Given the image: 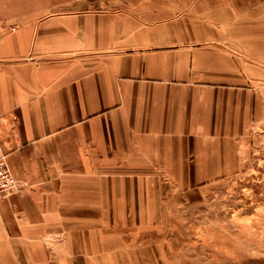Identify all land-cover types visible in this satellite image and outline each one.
<instances>
[{
	"label": "crops",
	"instance_id": "1",
	"mask_svg": "<svg viewBox=\"0 0 264 264\" xmlns=\"http://www.w3.org/2000/svg\"><path fill=\"white\" fill-rule=\"evenodd\" d=\"M203 1L175 20L75 0L0 23V144L19 183L0 197V264H178L153 240L169 186L230 170L217 148L264 90V19L246 15L264 0Z\"/></svg>",
	"mask_w": 264,
	"mask_h": 264
},
{
	"label": "rangeland",
	"instance_id": "2",
	"mask_svg": "<svg viewBox=\"0 0 264 264\" xmlns=\"http://www.w3.org/2000/svg\"><path fill=\"white\" fill-rule=\"evenodd\" d=\"M71 1L0 0V23L43 21L63 12ZM103 1L122 7L145 0ZM146 1L151 14L165 5L161 13L175 20L185 13L191 18L198 0ZM226 1L241 14L261 0ZM257 14L264 19V12L247 13L249 23L259 21ZM247 122L240 137L231 140L233 147L217 148V153H232L229 171L201 180L197 187L169 186L168 219L161 221L162 233L153 240H163L178 264H264V90L249 92Z\"/></svg>",
	"mask_w": 264,
	"mask_h": 264
},
{
	"label": "built area",
	"instance_id": "3",
	"mask_svg": "<svg viewBox=\"0 0 264 264\" xmlns=\"http://www.w3.org/2000/svg\"><path fill=\"white\" fill-rule=\"evenodd\" d=\"M15 25H9L8 29L13 30ZM18 181L9 168L7 154L0 144V197H4L14 192L18 188Z\"/></svg>",
	"mask_w": 264,
	"mask_h": 264
}]
</instances>
